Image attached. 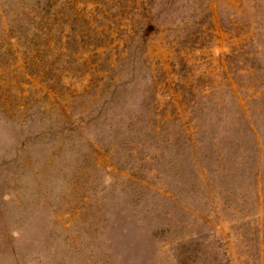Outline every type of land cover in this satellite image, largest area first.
<instances>
[{"label":"rangeland","instance_id":"374dc122","mask_svg":"<svg viewBox=\"0 0 264 264\" xmlns=\"http://www.w3.org/2000/svg\"><path fill=\"white\" fill-rule=\"evenodd\" d=\"M0 264H264V0H0Z\"/></svg>","mask_w":264,"mask_h":264}]
</instances>
